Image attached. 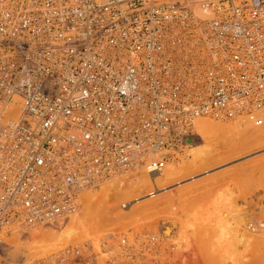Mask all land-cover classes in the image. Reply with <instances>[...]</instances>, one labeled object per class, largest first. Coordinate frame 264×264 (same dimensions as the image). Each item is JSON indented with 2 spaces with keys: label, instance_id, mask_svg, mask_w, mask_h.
Listing matches in <instances>:
<instances>
[{
  "label": "built area",
  "instance_id": "obj_1",
  "mask_svg": "<svg viewBox=\"0 0 264 264\" xmlns=\"http://www.w3.org/2000/svg\"><path fill=\"white\" fill-rule=\"evenodd\" d=\"M262 109L264 0H0V264H175L157 236L23 263L5 240L101 179L162 175L199 119L261 126Z\"/></svg>",
  "mask_w": 264,
  "mask_h": 264
},
{
  "label": "rangeland",
  "instance_id": "obj_2",
  "mask_svg": "<svg viewBox=\"0 0 264 264\" xmlns=\"http://www.w3.org/2000/svg\"><path fill=\"white\" fill-rule=\"evenodd\" d=\"M232 122L234 123L235 121H227L226 123L232 124ZM242 138L245 141H243ZM223 139H234V144L232 146H226L224 145V143H221ZM223 139L221 140V142L219 141L220 145L218 144L215 149L208 152L211 153V155L207 154V157H205V159H200L203 160V162L198 160L199 162L195 161L191 164L188 163L189 159H193L192 157H189L191 151H198L204 149L205 143L197 135V138L195 139L194 143L195 147L192 149L189 147L185 150L183 155L174 158L176 160L175 162L178 164V169L179 166L181 168L180 173L176 171L172 175L173 179H170L172 182L170 184L164 185L165 189L159 192L158 195H156L152 199H150L151 197H148L147 200L142 199L141 201H131L132 203H128L129 201L122 202L120 204L121 206H118L115 212L111 213L112 215L114 214V216H118L117 222L111 224L112 222L110 220L112 217L108 216L112 215H106L105 219L102 218V220H105L106 222L107 218H109L110 220H107L108 225L104 222L106 224L105 226L101 225V229L96 228L94 229V231L90 230L92 231V233L87 230V234L84 232V234L80 236L82 238L79 237L77 240L62 246L61 250H58L54 254H57L68 247L91 244L94 248V251L98 253L102 259H106V256L103 255V253L113 250L112 253L114 254L116 252L115 248L117 246V241L123 235H126L128 237H131L132 235H139L142 239H145L146 237L148 238L149 236H157L162 239L163 247L167 251L172 252L171 254L174 255L175 264H211L212 261L209 262L207 260L208 258L210 259L211 255L210 257L208 255V258H206L205 260L206 262L203 261L204 259L199 258L201 249L200 247H198V245L201 241L209 242L208 239L212 240L216 237L222 238L223 236L229 234V237L226 236L225 238H223V240L225 239L224 241H222L223 249L219 250L220 248H218L217 245L213 246L212 244L215 241L212 240L213 242H209L211 243L208 245L210 247L206 248V250H211L210 252L212 253H219L218 255L214 253L213 254L215 255V257L216 255L217 257L219 256L218 261H221V264H234V262L235 264H264V252L262 251V248L264 250V129H249L248 131L246 130L243 136L241 137L235 136L234 138L228 137ZM204 156L205 155H202V158ZM208 156H211V158H209L210 160H207ZM167 177L168 172H166L165 178ZM163 180L158 181L162 182ZM93 189L95 188H92L90 190L93 191ZM152 189L154 190V188L152 187L149 188L150 191H153ZM167 195L174 198L173 200L171 199L172 203L170 201V197L169 199L166 198L168 200L167 203L169 205H173H170L173 211L170 209L171 207L168 208L169 205H166L165 203V205L163 204V206L167 207V209L164 210V212L161 211L160 213H158L159 215H155L153 212H151V214L149 215L147 212V216L142 217V215H140V220H136L138 222H135V219H138L135 217V211L137 208L145 204H149L151 200L160 199ZM164 199L165 198H163V200ZM215 199L219 200L216 201ZM225 199L228 200L231 206L226 204L227 201H225ZM220 200L221 202H223L224 200L225 204L229 207L228 209L230 210V207H232L235 213L233 211L231 212V210L228 211L227 208H224L226 205L224 204V202L221 204ZM173 201L175 203H173ZM128 204L132 205L133 208L129 209L128 207L126 209L125 206H129ZM219 205H222L223 207ZM219 208L221 209V211ZM232 214H235L234 216H236L237 214L235 218L233 217L234 220L232 218ZM141 217L145 218V220H142ZM217 218H220L219 220L221 222L219 223V226L224 229L225 235L218 230L219 226H217ZM221 218L224 219V221L226 222H229V219H231L229 223H231L230 226H233V228H229V230L227 228H224V226L228 227L229 225H227L228 223H224ZM214 219L216 220V223H214ZM240 219H242V221ZM237 223H239V227L237 226ZM241 224H243V229L245 231L246 236L248 235L252 237V240H250L249 243H253L254 246L253 244L247 243L246 239L242 241L240 240L241 243L239 241L238 244L236 239H239ZM252 226H254L255 228L260 227L258 232L255 231V233H253L254 231L251 230H254V227L250 230V227ZM48 227L51 228L52 226ZM54 227L55 226H53L52 228ZM204 228L207 230H204ZM168 229L171 230V234L169 237L166 233ZM184 229L185 239H182V241L179 240V244H182V246L176 245L174 241L178 238V236H180L181 232L184 231ZM30 230L31 229H29V231ZM211 230L213 232H211ZM27 232L28 230L25 233ZM93 232L95 235L93 234ZM209 232H211V234ZM216 233L220 234L221 237L216 235ZM79 235H81V233ZM260 236L263 238H261ZM217 241L220 242V239H217L216 242ZM203 242L201 243L206 244L207 247L208 243ZM106 243L108 244L107 246L105 245ZM215 244L216 243H214V245ZM112 246H114L113 249L111 248ZM242 249H246V252H244V250L242 251ZM224 250H226L225 253ZM9 252H11V250H7L6 248V259H9L14 263H23L30 261L34 262L49 257V255L41 257L39 256V258L29 260L28 258L24 257L23 254H13L12 252ZM210 252L207 253L210 254ZM238 252L243 254L241 255L242 257L239 255ZM228 255H230V257H228ZM243 256L245 257V260ZM239 257H241V260H239Z\"/></svg>",
  "mask_w": 264,
  "mask_h": 264
},
{
  "label": "bare ground",
  "instance_id": "obj_3",
  "mask_svg": "<svg viewBox=\"0 0 264 264\" xmlns=\"http://www.w3.org/2000/svg\"><path fill=\"white\" fill-rule=\"evenodd\" d=\"M196 14H197V16H199L201 18L209 17V15H210V13L207 10H205V9H197L196 10ZM11 112H12L13 115L15 114V112H13V111H11ZM258 113H259L258 116H259V118L262 121L261 126H256L249 119H241V120L235 121L234 123L232 122V124H229V123L227 124L226 123L227 121L226 122L222 121V120L218 121V120H214V119H210V118H201V119H199L198 123L195 126V135L196 136L198 135L201 138V140L205 143L204 144V149L198 150V151L192 150L191 154L189 155V157H192L193 159H191V160L189 159L188 163L192 164L195 161H198L200 159H205V157H207V154L211 155V153H208V152H210L213 149H215V147L218 144L220 145L219 141L221 142V140L223 138H228V137H233L234 138L235 136H240L241 137V136H243L244 132L246 130L248 131L249 129H254V128H256V129L257 128L264 129V109H262ZM223 140H222L221 143L222 144L224 143V145H226V146H228V145L232 146L234 144L233 143L234 139L233 140L232 139H228L229 141L227 139H225L224 141ZM242 140H243V138H242ZM243 141H245V140H243ZM189 143H190L189 147L191 149L195 147L194 146L195 139H194V141L189 142ZM202 155H205V156L202 158ZM209 158H211V156L210 157L208 156L207 160H210ZM175 161H176L175 159H172V161L168 162L167 168H166V170L164 171V173L162 175H151L150 176L144 170H136V171L125 172V173L113 176L111 178L101 179L94 187H92V188H95V189H93V191H91L89 189V191L88 190L85 191L86 193L84 192L80 196V204H81V206H80L79 211L77 213L69 216L67 219H65L63 221H60V222H58L55 225H52V227L55 226L54 228H52V227L50 228L48 226H38L36 228L31 229L30 231L28 230L27 233H25L27 230H25V232H22L21 229H19L18 226H13L12 228H10L9 235H8V237L5 240L7 250H11V252L13 254H16V253H18L20 255L23 254V256L28 258L29 260L30 259L34 260L36 258H39V256L41 257V256H46V255L47 256L48 255L49 256L53 255L58 250H61L62 246L67 245V244L77 240L80 236H82L84 234V232L86 233L87 230H89V231L93 230L94 231V229L100 228L101 225L105 226L106 225L105 223H107V225H108V221L107 220L109 218H107L106 222H105V220H102V218L105 219V216L109 215V214L112 215L111 213L115 212L117 207L121 206L120 204L122 202L129 201L128 203H132L134 201H141L142 199L143 200L144 199L147 200L148 197L149 198L151 197L150 199H152L156 195H158L159 192H161L163 189H165L164 185L170 184L172 182L171 181L173 179L172 175L176 171H178L180 173V169L181 168L179 166V169H178V164ZM200 161L203 162V160H200ZM190 166H192V165H190ZM166 172H168V177L167 178H165L166 177ZM158 180L159 181L163 180V181L159 182ZM151 187L154 188V190L152 189L153 191L149 190V188H151ZM169 197L170 196L167 195V196L163 197V198H165L164 200H163V198L151 200V202L149 204H145V205L140 206L139 208H137L136 211H135V217L138 218V219H135V222H138L136 220H140L139 219L140 215H142V217H143V216H147L148 214L150 215L151 212H153L155 215L156 214L159 215L158 213H160L161 211L164 212V210H166L167 207L163 206V204L165 205V203H166V205H169L167 203L168 200L166 199V198L169 199ZM225 198H228V197H225ZM171 199L173 200L174 198L170 197V201H171ZM218 200H216V201H218ZM221 200H220V202H221ZM225 201L228 202V200H226V199H225ZM225 201L223 200L224 204H225ZM223 202H221V204ZM227 202H226V204L231 206V204L229 202L228 203ZM171 203H172V201H171ZM173 203H175V202L173 201ZM224 204H223V206H224ZM128 205L129 206H125L126 209L128 207H129V209L133 208L132 205H130V204H128ZM170 205H172V204H170ZM170 205H169L168 208L171 207ZM219 206H222V205H219ZM226 206L224 208L228 209L229 207L228 206L226 207ZM215 207H216V204H215ZM230 208H231L230 210L232 212L233 209H232V207H230ZM170 209L172 210V207ZM238 209H239V207H238ZM230 210L228 209V211H230ZM220 211H221V209H220ZM147 212H148V214H146ZM195 214H196V212H195ZM205 214H208V213H205ZM232 215H233L232 218L233 217L235 218L237 216V214H236V216H234L235 214H232ZM197 216H198V214H197ZM108 217H112L111 220L109 219L112 222L111 224H114L115 222H117V217L118 216H116V215L114 216V214H113L112 216H108ZM142 217H141V219L145 220V218H142ZM209 218H210V216H209ZM234 218H233V220H234ZM238 218H239V216H238ZM238 218H236V219H238ZM217 219H218L217 226H219V223L221 221L219 220L220 218H217ZM142 220H141V222H142ZM221 220L224 221V219H222V218H221ZM229 220L231 221V219H229ZM240 220L242 221V219H240ZM110 221H109V225H110ZM211 221H212V219H211ZM235 221H238V220H235ZM235 221H233V222H235ZM229 222L224 221V223H226V224L228 223L227 225H229L228 227L224 226V228H227L228 230H229V228L230 229L233 228V226H230L231 223H229ZM214 223H216V220H215ZM226 224H224V225H226ZM238 224L239 223H237V226L239 227ZM244 227H245V225H244ZM253 227L254 226L250 227V230H251V228L253 229ZM220 228H221V226H219L218 230L222 234H224V229L221 228V229H223V230H221ZM240 228H241V230H240V233H239V239L235 236L237 238L236 240H237L238 244H239L240 240L242 241V240H245V239L247 240V243H249V241L252 240V237H250L248 235L246 236L245 231L243 229V224H241ZM259 228L260 227H258V228L254 227V230H251V231H254L253 233H255V231L258 232ZM204 230H207V229L204 228ZM90 232L92 233V231H90ZM211 232H213V231L211 230ZM211 232H209V233L211 234ZM215 232H217V231H215ZM220 232H218V233H220ZM78 233L79 234L81 233V235H79ZM166 233H167V236L169 237L170 234H171V230L168 229ZM218 233H216V235L220 236V234H218ZM248 233H249V231H248ZM93 234H94V232H93ZM112 236H113V234H112ZM226 236L229 237V234L226 235ZM226 236H223L222 238H218V237L215 236L217 239H220V242H218V241L216 242V240H217L216 238L212 239L215 242H213L210 239H208V240H209V242H211V241L213 242V244H212L213 246L217 245V247L220 248L219 250H221V249H223L222 241L225 240V239L223 240V238H225ZM235 237H233V238H235ZM263 237H261V238H263ZM80 238H82V237H80ZM182 239H185V229H184V231L181 232L180 236H178V238L174 241V243L176 245L182 246V244H179V242L182 241ZM231 241H229V242H231ZM241 241H240V243H241ZM201 242H203V241H201ZM201 242L198 245V247H200V249H201V252L199 254V256H200L199 258H202V259H204L203 261H205L206 258H208V255H209V257L211 255L210 259L209 258L207 259L209 262L215 261L213 263L211 262V264H221V261L220 262L218 261L219 260V258H218L219 256L217 257V255L219 253L217 254V253L213 252L214 254H217L216 257H215V255L212 252H210L211 250H209V251L206 250V248L210 247L208 245L211 244V243L204 241V242L208 243L207 247H206V244H202ZM214 243H216V244L214 245ZM197 244H198V241H197ZM249 244H253V243H249ZM228 245H229V243H228ZM253 246H254V244H253ZM231 247H230V249H231ZM258 247H260V246H258ZM243 250H244V252H246V249H242V251ZM254 250H255V247H254ZM225 251L226 250H224V253H225ZM242 251H240V252H242ZM262 251L264 252L263 248H262ZM11 252H9V253H11ZM207 252H210V254H208ZM5 253H6V251H5ZM233 254H235V253H233ZM225 255H227V254H225ZM239 255L241 256L243 254L239 253ZM228 257H230V255H228ZM241 257H239L240 258L239 260H241ZM244 260H245V257H244ZM209 262H207V263H209ZM236 262H240V261H236ZM234 264H235V262H234Z\"/></svg>",
  "mask_w": 264,
  "mask_h": 264
}]
</instances>
